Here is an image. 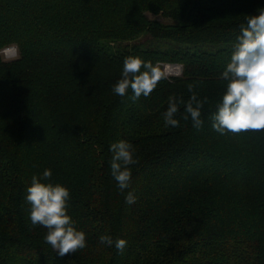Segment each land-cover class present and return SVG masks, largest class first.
<instances>
[{
    "label": "trees",
    "instance_id": "16d2710c",
    "mask_svg": "<svg viewBox=\"0 0 264 264\" xmlns=\"http://www.w3.org/2000/svg\"><path fill=\"white\" fill-rule=\"evenodd\" d=\"M264 0H0V264H264V130L212 128L219 79L240 25ZM173 19L163 22L149 16ZM145 33L152 45L121 44ZM127 56L180 64L133 102L112 88ZM208 98L203 126H165L170 96ZM135 149L130 187L111 174L110 145ZM70 191L84 249L59 257L32 227L33 175ZM137 197L127 204L128 192ZM101 235L124 239L100 244Z\"/></svg>",
    "mask_w": 264,
    "mask_h": 264
},
{
    "label": "clouds",
    "instance_id": "9594fccd",
    "mask_svg": "<svg viewBox=\"0 0 264 264\" xmlns=\"http://www.w3.org/2000/svg\"><path fill=\"white\" fill-rule=\"evenodd\" d=\"M166 78L167 74L159 64L154 65L140 56H127L123 61L121 78L112 91L124 97L131 89L133 95L130 99L136 102L141 95L150 96L158 83ZM219 79L225 82L226 87L221 101L217 103V111L212 116L213 130L221 135L264 130V7L258 8L256 14L249 15L246 23L240 25V35ZM188 91L192 95L186 102L175 96L168 98L169 106L163 113L165 126H180L175 117L181 105H184L185 114L182 118L185 121L190 117L192 127L197 130L203 126L202 109L208 103V98L198 99L191 84ZM110 151L111 174L123 193L130 187V166L137 163L135 149L131 143L119 140L110 145ZM51 176L50 169H45L42 177L33 175L25 199L30 205L32 227L47 229L45 242L62 258L76 254L87 246L86 233L76 228L75 221L69 215V189L61 184L41 182L42 179L50 180ZM136 200L137 197L131 191L125 197L129 205ZM99 243L109 247L114 244L120 253L127 247L126 240L113 241L106 235L99 237Z\"/></svg>",
    "mask_w": 264,
    "mask_h": 264
},
{
    "label": "rangeland",
    "instance_id": "374dc122",
    "mask_svg": "<svg viewBox=\"0 0 264 264\" xmlns=\"http://www.w3.org/2000/svg\"><path fill=\"white\" fill-rule=\"evenodd\" d=\"M149 16L152 17V18L160 19L161 21L167 22V23L173 21V19L165 18V17H163L161 15L153 16L152 14H149ZM156 41H158V40L152 39L151 36L148 33H145V34H143V35H141V36H139V37H137V38H135L133 40L124 41L121 44H123V45H126V44H130V45L144 44V46H148V45L154 44V42H156ZM10 48H12V47H10ZM7 49L8 48L6 47V48L0 50V55L5 60H11V59H14V58H16L18 56V51L17 50H16L15 53H13V55H10V54H8ZM178 67L180 68L179 70H178ZM169 69H177V70L175 72L174 71L171 72V70H170V72H169ZM163 71L167 74L168 78H171L173 76H181L183 74V67L180 64L165 63V67H164ZM2 122L3 121H0V124H2Z\"/></svg>",
    "mask_w": 264,
    "mask_h": 264
},
{
    "label": "bare ground",
    "instance_id": "6f19581e",
    "mask_svg": "<svg viewBox=\"0 0 264 264\" xmlns=\"http://www.w3.org/2000/svg\"><path fill=\"white\" fill-rule=\"evenodd\" d=\"M8 51H9V54L10 53H12V54L15 53V49H13V48L9 49ZM170 70H171V72H173V71L175 72L177 69H169V72H170Z\"/></svg>",
    "mask_w": 264,
    "mask_h": 264
},
{
    "label": "built area",
    "instance_id": "2783aa9c",
    "mask_svg": "<svg viewBox=\"0 0 264 264\" xmlns=\"http://www.w3.org/2000/svg\"><path fill=\"white\" fill-rule=\"evenodd\" d=\"M10 47H12L13 49H15V52H16V50H17V47L16 46H9V47H7L8 49H7V52H8V54H9V49H11ZM10 55H13L12 53H10ZM180 68L178 67V70H179Z\"/></svg>",
    "mask_w": 264,
    "mask_h": 264
},
{
    "label": "water",
    "instance_id": "95a60500",
    "mask_svg": "<svg viewBox=\"0 0 264 264\" xmlns=\"http://www.w3.org/2000/svg\"><path fill=\"white\" fill-rule=\"evenodd\" d=\"M157 64H159L161 66V70L163 71V69L165 67V63L164 62H158Z\"/></svg>",
    "mask_w": 264,
    "mask_h": 264
}]
</instances>
